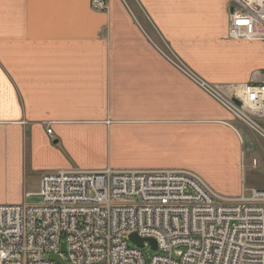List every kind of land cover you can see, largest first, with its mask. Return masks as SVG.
Listing matches in <instances>:
<instances>
[{"label":"crops","instance_id":"1","mask_svg":"<svg viewBox=\"0 0 264 264\" xmlns=\"http://www.w3.org/2000/svg\"><path fill=\"white\" fill-rule=\"evenodd\" d=\"M90 1L0 0V206L60 170L183 169L224 197L264 190L263 143L159 51L212 85L255 80L264 43L228 37V0Z\"/></svg>","mask_w":264,"mask_h":264},{"label":"built area","instance_id":"2","mask_svg":"<svg viewBox=\"0 0 264 264\" xmlns=\"http://www.w3.org/2000/svg\"><path fill=\"white\" fill-rule=\"evenodd\" d=\"M228 2V37L264 43V0ZM91 8L104 12L107 0ZM167 49L159 51L170 64L264 143V73L212 85ZM38 195L36 207L0 206V264H58L52 256L65 264H264V190L243 187L228 198L188 170L106 168L43 173ZM120 198L138 204L112 205ZM132 234L144 239L141 249Z\"/></svg>","mask_w":264,"mask_h":264},{"label":"rangeland","instance_id":"3","mask_svg":"<svg viewBox=\"0 0 264 264\" xmlns=\"http://www.w3.org/2000/svg\"><path fill=\"white\" fill-rule=\"evenodd\" d=\"M90 4H91V1H90ZM137 6V4H136ZM96 12V11H95ZM163 50V49H162ZM168 50H170L169 48L167 49V52ZM171 51V50H170ZM161 53V52H160ZM171 55H174L173 51L171 53ZM163 56V55H162ZM174 56H176L178 59L179 57L175 54ZM182 63H184L181 59H179ZM172 65V64H171ZM264 73L263 72H260L258 74H254L255 77L259 74H262ZM188 79V78H187ZM250 83V82H249ZM235 120V119H234ZM236 121V120H235ZM239 123V122H238ZM263 125V124H262ZM259 142H262V141H259ZM264 145V143H263ZM262 157L264 158V154L262 155ZM257 190V189H256ZM23 207H36V206H39L42 204V198L41 196L38 195V193L34 194V195H31L29 198H25L24 201H23ZM138 204V200L137 199H124V198H120V199H116V200H113L112 201V205H121V206H129V205H136ZM59 251L61 254H65L66 251H67V247H66V243L64 241H61L60 244H59ZM177 251L178 250H175L173 252V257L174 258H177L178 255H177ZM151 254H156V253H151Z\"/></svg>","mask_w":264,"mask_h":264},{"label":"water","instance_id":"4","mask_svg":"<svg viewBox=\"0 0 264 264\" xmlns=\"http://www.w3.org/2000/svg\"><path fill=\"white\" fill-rule=\"evenodd\" d=\"M129 241L134 245L136 246L137 248H142L143 247V243H144V239H140L138 238L135 234H132L130 237H129ZM148 242V244L150 245L151 249L153 251H156L157 249V246H156V243L155 241L149 239V240H146ZM51 260L54 261V262H57L58 264H65L59 257H56V256H52L51 257Z\"/></svg>","mask_w":264,"mask_h":264}]
</instances>
